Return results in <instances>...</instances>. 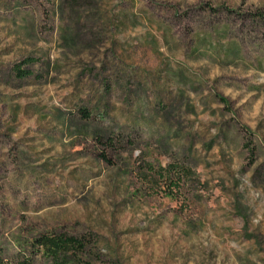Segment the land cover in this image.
Instances as JSON below:
<instances>
[{"label": "rangeland", "instance_id": "obj_1", "mask_svg": "<svg viewBox=\"0 0 264 264\" xmlns=\"http://www.w3.org/2000/svg\"><path fill=\"white\" fill-rule=\"evenodd\" d=\"M0 264H264V0H0Z\"/></svg>", "mask_w": 264, "mask_h": 264}, {"label": "trees", "instance_id": "obj_2", "mask_svg": "<svg viewBox=\"0 0 264 264\" xmlns=\"http://www.w3.org/2000/svg\"><path fill=\"white\" fill-rule=\"evenodd\" d=\"M17 72L21 71L17 69ZM37 248L47 257L57 260L60 256L69 254H79L85 249L82 239H77L66 234H54L51 236H41L36 241Z\"/></svg>", "mask_w": 264, "mask_h": 264}]
</instances>
